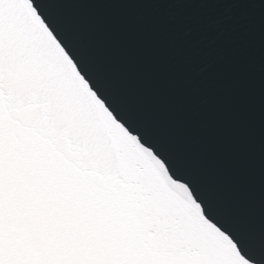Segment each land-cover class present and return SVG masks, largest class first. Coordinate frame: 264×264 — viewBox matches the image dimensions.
Returning <instances> with one entry per match:
<instances>
[{
	"label": "snow or ice",
	"instance_id": "snow-or-ice-1",
	"mask_svg": "<svg viewBox=\"0 0 264 264\" xmlns=\"http://www.w3.org/2000/svg\"><path fill=\"white\" fill-rule=\"evenodd\" d=\"M0 264H259L115 117L32 0H0Z\"/></svg>",
	"mask_w": 264,
	"mask_h": 264
},
{
	"label": "water",
	"instance_id": "water-1",
	"mask_svg": "<svg viewBox=\"0 0 264 264\" xmlns=\"http://www.w3.org/2000/svg\"><path fill=\"white\" fill-rule=\"evenodd\" d=\"M32 2L115 117L264 264V0Z\"/></svg>",
	"mask_w": 264,
	"mask_h": 264
}]
</instances>
